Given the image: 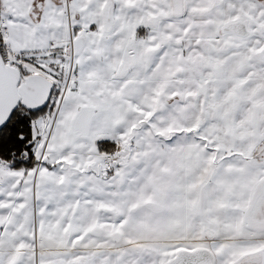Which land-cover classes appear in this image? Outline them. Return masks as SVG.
<instances>
[{"label":"snow or ice","instance_id":"snow-or-ice-1","mask_svg":"<svg viewBox=\"0 0 264 264\" xmlns=\"http://www.w3.org/2000/svg\"><path fill=\"white\" fill-rule=\"evenodd\" d=\"M0 264H264V0H0Z\"/></svg>","mask_w":264,"mask_h":264}]
</instances>
